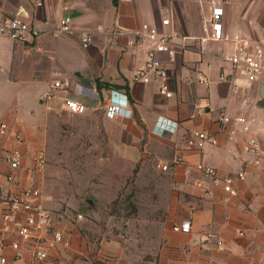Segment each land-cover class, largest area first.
I'll return each mask as SVG.
<instances>
[{
    "label": "crops",
    "instance_id": "obj_1",
    "mask_svg": "<svg viewBox=\"0 0 264 264\" xmlns=\"http://www.w3.org/2000/svg\"><path fill=\"white\" fill-rule=\"evenodd\" d=\"M225 33L239 34L264 48V0H223ZM31 14L33 29L26 41L0 35V123L18 131L19 143L0 135V203L28 188L41 191L43 205L52 212L50 232L64 235L66 245L49 249L35 240H24L16 224L0 218L2 255L9 264H47L35 252L49 249L51 264H264V159L246 150L254 138L264 150V75L255 82L244 77L233 81L225 55L235 51L231 41L200 43L211 16V0H0V17L13 16L19 8ZM170 17L171 27L162 25ZM70 18L73 32L56 35L61 19ZM144 24L191 37L177 46L176 61L161 59L168 71L169 95L160 92L157 82L134 80L146 60L149 42L132 45ZM119 26L124 34L114 36ZM102 28V30H98ZM92 34L84 47L81 32ZM223 74L227 79L221 80ZM57 80L71 84V96L88 110L73 115L59 100L47 111L42 97ZM119 86L130 92L135 116H105L103 99L114 90L97 89L96 81ZM227 113L243 117L250 132L230 135L231 126L221 130L219 117ZM159 117L178 125L173 134L154 132ZM91 126L94 168L113 173L114 178L140 182L136 189L137 209L132 236L104 234L86 219L72 217L48 185L51 180L46 148L54 128ZM58 130V129H56ZM214 136L204 150L190 148L191 132ZM19 152L21 165L12 170L9 155ZM41 152L45 163L41 165ZM185 164L174 165L175 154ZM261 161L257 164L256 161ZM204 164L214 167L222 179L232 178L236 195L226 192L196 170ZM168 165L164 171L161 166ZM246 178L240 180L238 175ZM13 175V181L8 177ZM135 181V182H136ZM23 221V217H20ZM191 223V232L175 226ZM208 234L215 235L207 239ZM218 240L223 244L219 245ZM18 245V249L14 248Z\"/></svg>",
    "mask_w": 264,
    "mask_h": 264
},
{
    "label": "built area",
    "instance_id": "obj_2",
    "mask_svg": "<svg viewBox=\"0 0 264 264\" xmlns=\"http://www.w3.org/2000/svg\"><path fill=\"white\" fill-rule=\"evenodd\" d=\"M129 1V0H122ZM223 0H211V16L204 27L206 33L205 37L198 38L200 43H205L208 40L220 42L231 41L235 45V51L230 55L224 56V61L231 66L233 73V81L238 77H244L248 82H255L264 75V48L260 43L253 42L251 38L243 35L228 36L225 33L222 18L224 15ZM165 27L172 26L170 17H166L162 21ZM32 19L29 11L21 7L13 16L0 17V35L9 37L18 42H24L28 34L32 31ZM74 30L70 18L61 19L56 28V35H63L72 33ZM102 30V28H98ZM125 31L119 26H116L113 31L114 36L124 34ZM139 40L131 42L132 45H142L144 41L149 42L151 47L148 50L147 60L145 64L137 70L134 76L135 81L143 83L157 82L160 85V92L163 95H169L167 86L168 71L165 68L161 59L162 55H167L170 62L176 61L177 46L183 43L184 49H188L187 41L191 37L171 31L169 33H161L158 28L144 24L140 32L136 33ZM81 39L84 47H88L92 42V34L87 30L81 32ZM227 79V75L223 74L221 80ZM59 100L62 107L68 113L73 115H80L87 112L88 107L71 96V84L68 81L57 80L49 88V90L42 97V103L47 111H53L52 102ZM103 109L105 116L109 119H114L119 116H131L132 111L129 105L128 97L124 92L112 90L103 99ZM221 123V130L226 131L227 126H231L230 135L245 134L250 132V124L246 118L231 116L223 113L219 117ZM177 123L165 117H159L154 132L158 135L164 136L166 134H173L176 130ZM0 135L12 137L19 143H24L23 136L6 123H0ZM214 136L207 132H191L187 138V144L190 148L204 150L205 146L213 142ZM248 152L255 153L264 159V150L261 149L258 141L252 138L247 145ZM9 160L12 170L20 167L22 155L19 152H13L9 155ZM39 163L44 165L45 155L40 154ZM186 159L182 154H175L173 158L174 165L185 164ZM257 164L261 161L257 160ZM168 165H163L161 168L164 171L168 170ZM196 170L201 172L205 177L211 179L215 184H223L226 192L231 195H236L237 191L234 188V180L232 178L222 179L218 176V172L214 167L199 164ZM14 176L10 175L8 181H13ZM240 180L246 178L242 172L238 175ZM23 217V221L20 220ZM0 218L6 224L5 232L8 231L10 224H16L19 236L24 240H35L38 246L46 244L49 249L61 245H66L64 235L62 232H53V238L46 240V235L50 232V225L52 221V212L48 210L41 201V191L38 188H28L21 192L15 193L6 197L0 203ZM83 219L82 216L78 217ZM191 223L185 222L181 226H175V231L183 233L191 232ZM215 235L208 234L207 239L214 238ZM218 244L222 245V240H218ZM4 247L3 237L0 236V264H9L7 258L2 255ZM14 248L18 249V245L14 244ZM49 249L40 248L35 252V257L39 262H48Z\"/></svg>",
    "mask_w": 264,
    "mask_h": 264
},
{
    "label": "rangeland",
    "instance_id": "obj_3",
    "mask_svg": "<svg viewBox=\"0 0 264 264\" xmlns=\"http://www.w3.org/2000/svg\"><path fill=\"white\" fill-rule=\"evenodd\" d=\"M82 129V126L54 128L46 148L51 174L48 187L62 205L60 212L73 208L68 212L72 217L81 215L104 234L133 236L139 233L133 222L140 182L134 176L114 178L113 173L94 168L91 126Z\"/></svg>",
    "mask_w": 264,
    "mask_h": 264
},
{
    "label": "trees",
    "instance_id": "obj_4",
    "mask_svg": "<svg viewBox=\"0 0 264 264\" xmlns=\"http://www.w3.org/2000/svg\"><path fill=\"white\" fill-rule=\"evenodd\" d=\"M96 84H97V89H98V90H100V89L103 88V87H108V88H111V87H112L114 90L120 91V90H119V89H120L119 86L112 85V84H102V83L100 82V80H97V81H96ZM124 93H125V94L127 95V97H128V101H129V105H130V108H131V111H132V115L135 116V118H137V121H138L139 125H142V122H141V120H140V117H139L138 113L136 112V110H133V109H132L133 101H132V99H131V97H130V92H129V90L126 89V90L124 91ZM137 173H138V168L134 171V177H136ZM94 264H101V263L94 261Z\"/></svg>",
    "mask_w": 264,
    "mask_h": 264
}]
</instances>
